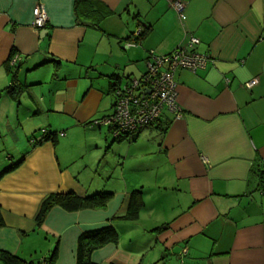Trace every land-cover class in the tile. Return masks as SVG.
<instances>
[{"label":"crops","instance_id":"0c3cea01","mask_svg":"<svg viewBox=\"0 0 264 264\" xmlns=\"http://www.w3.org/2000/svg\"><path fill=\"white\" fill-rule=\"evenodd\" d=\"M174 1L91 0L110 14L81 23L74 0H0L1 253L76 264L79 237L110 227L116 242L94 264H264V0H178L183 23ZM190 35L211 61L175 72L181 119L164 112L118 141L90 126L112 115L113 86L139 78L150 51L168 55ZM41 129L54 140L31 145ZM68 193L110 197L39 223L44 201Z\"/></svg>","mask_w":264,"mask_h":264},{"label":"built area","instance_id":"2783aa9c","mask_svg":"<svg viewBox=\"0 0 264 264\" xmlns=\"http://www.w3.org/2000/svg\"><path fill=\"white\" fill-rule=\"evenodd\" d=\"M185 5L175 0L173 9L183 23V12ZM33 28L42 30L47 24V13L43 5H37L33 11ZM143 28L137 29L138 35ZM199 40L189 36L185 48L178 47L168 55L159 56L153 51L148 53L145 64V71L139 78H132L125 85H118L113 88L114 106L112 115L95 120L90 123L91 127H107L111 131L113 140H120L152 126L164 112L172 114L175 120L182 118L180 106L177 103V84L175 72L187 70L192 73L204 68L211 60L208 56L197 53L196 47ZM17 59H13L15 64ZM256 81L244 85L249 89ZM41 135L36 140L31 139L35 144L44 137L45 131L40 130ZM64 137V133L58 134ZM204 160V159H203ZM39 264H45L44 261Z\"/></svg>","mask_w":264,"mask_h":264},{"label":"trees","instance_id":"16d2710c","mask_svg":"<svg viewBox=\"0 0 264 264\" xmlns=\"http://www.w3.org/2000/svg\"><path fill=\"white\" fill-rule=\"evenodd\" d=\"M74 10H75V14L77 15V18L80 21H82L81 23H83L84 21H87V19H90L89 13L91 12L95 14V16L97 17V20H100L102 18L104 19L110 14V12H108L107 10L100 11L99 9L95 8L91 0H74ZM94 26L97 27V23H94ZM146 32H147V29L144 28L136 36L135 40L136 41L141 40V38L145 36ZM115 86H118V85H114L113 88H115ZM113 88L111 90L112 95H113ZM12 91H13L12 86L7 89V92L9 94ZM41 130H44L46 134H44V137H42V139H40V141H37L35 144H32L30 140L29 142L31 145H39L44 142L54 140L55 134L53 132H50L46 129H41ZM40 135L41 133H39L38 136ZM33 139L36 140L37 137ZM254 173L258 180L259 185H261V188L264 190V170H256ZM109 197H110V194H106V193L99 194V195H93L91 197H86L84 199H81L72 193L52 195L47 200H45L44 203L42 204V207L40 209L39 216H38L39 223L42 222L46 214L54 207H58V208H61L63 210L70 211V212L79 211L85 208L104 207L105 204L108 202ZM116 239H117V236L114 230L110 227L82 234L79 237L78 243H77L76 264H94L91 261V254L95 250H97L98 248H100L101 246L107 243H115ZM0 256H1V259L6 264H26V263L20 262L16 257L10 256L5 253L0 252ZM39 263H36V264H39ZM44 263L53 264V256L49 260H44ZM28 264H34V263H28Z\"/></svg>","mask_w":264,"mask_h":264},{"label":"rangeland","instance_id":"374dc122","mask_svg":"<svg viewBox=\"0 0 264 264\" xmlns=\"http://www.w3.org/2000/svg\"><path fill=\"white\" fill-rule=\"evenodd\" d=\"M1 82V81H0ZM91 126V125H90ZM38 133H40V131L38 132Z\"/></svg>","mask_w":264,"mask_h":264},{"label":"water","instance_id":"95a60500","mask_svg":"<svg viewBox=\"0 0 264 264\" xmlns=\"http://www.w3.org/2000/svg\"><path fill=\"white\" fill-rule=\"evenodd\" d=\"M44 32H46V31H44ZM137 32V31H136Z\"/></svg>","mask_w":264,"mask_h":264}]
</instances>
